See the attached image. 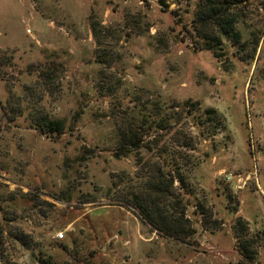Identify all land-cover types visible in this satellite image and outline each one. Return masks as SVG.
<instances>
[{"label": "rangeland", "instance_id": "rangeland-1", "mask_svg": "<svg viewBox=\"0 0 264 264\" xmlns=\"http://www.w3.org/2000/svg\"><path fill=\"white\" fill-rule=\"evenodd\" d=\"M232 2L236 42L205 0H0V264H264V0ZM171 163L184 242L118 198Z\"/></svg>", "mask_w": 264, "mask_h": 264}, {"label": "trees", "instance_id": "trees-1", "mask_svg": "<svg viewBox=\"0 0 264 264\" xmlns=\"http://www.w3.org/2000/svg\"><path fill=\"white\" fill-rule=\"evenodd\" d=\"M236 1L239 3L242 0ZM232 3V0H205L202 10L195 15L196 23L199 25L208 24L215 28L219 36L236 42L238 35L234 30L235 21L227 19V10ZM194 106L196 105L191 104L192 108ZM207 112L209 110H205L203 114H207ZM36 123L42 128H51V121L45 122V117L41 115L36 118ZM119 137L127 146H134V139L128 140L123 133H120ZM169 166L166 170L152 169L150 171L151 175H149L144 186L145 193L132 192L130 197L126 198V196L121 195L118 198H120V204L132 207L136 215L141 220H145L153 230L184 242L185 237L181 236L182 234L178 229L181 225L179 220L177 218H167L165 214L153 211V207L158 204V199L162 200L165 196L174 195L175 190L172 188L174 180L179 183L178 190L185 187L184 179L179 173L178 167L174 163ZM182 194L187 195L185 192Z\"/></svg>", "mask_w": 264, "mask_h": 264}, {"label": "built area", "instance_id": "built-area-1", "mask_svg": "<svg viewBox=\"0 0 264 264\" xmlns=\"http://www.w3.org/2000/svg\"><path fill=\"white\" fill-rule=\"evenodd\" d=\"M56 238H58V239L62 238V233L61 232L57 233Z\"/></svg>", "mask_w": 264, "mask_h": 264}]
</instances>
